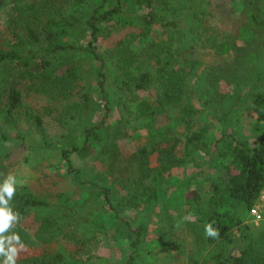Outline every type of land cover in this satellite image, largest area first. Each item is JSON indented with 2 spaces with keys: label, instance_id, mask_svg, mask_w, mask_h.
Listing matches in <instances>:
<instances>
[{
  "label": "trees",
  "instance_id": "1",
  "mask_svg": "<svg viewBox=\"0 0 264 264\" xmlns=\"http://www.w3.org/2000/svg\"><path fill=\"white\" fill-rule=\"evenodd\" d=\"M92 1L0 0V140H13L35 154L57 148L67 163L69 151L60 145L80 159L94 154L112 179L110 186L91 182L81 204H71L61 192L41 198L16 184L5 207L19 220L4 235L18 234L29 249L18 261L82 264L68 256V245L91 246L99 240L105 224L90 208L101 201L117 216L142 208L146 219L156 215L163 252L182 250L171 238L183 231L192 244L187 264H264V222L256 226L236 215L241 209L248 214L264 187V69L258 67V56L246 72L238 73L237 66L229 72V65L220 64L232 52L264 55V0H95L96 6ZM244 35L249 38L242 40ZM239 39L244 45L238 46ZM202 62L206 66L200 72ZM95 75L105 117L119 112L96 143L97 128L84 123L95 103L90 83ZM223 77L235 79L229 96L213 88ZM247 82L259 84L261 91H239ZM22 84L53 105L45 113L56 112L59 146L48 141L42 116L25 105ZM142 90L151 91L153 99L138 97ZM222 101L229 104L218 107ZM196 102L210 110V122L201 123ZM243 117H253L247 133ZM25 123L40 132V145L26 141L30 130H23ZM214 128L219 137L211 140ZM136 130L146 138L123 158L118 140ZM79 131L81 145L73 142ZM23 160L33 161L29 155ZM188 164L195 172L187 174ZM180 170L186 174L177 179L173 174ZM198 178L212 190V198L204 197ZM171 189L186 191L181 202L171 199ZM162 191L165 195L159 196ZM29 216L33 231L21 224ZM208 224L218 236L205 235ZM141 236L137 229L131 247Z\"/></svg>",
  "mask_w": 264,
  "mask_h": 264
},
{
  "label": "rangeland",
  "instance_id": "2",
  "mask_svg": "<svg viewBox=\"0 0 264 264\" xmlns=\"http://www.w3.org/2000/svg\"><path fill=\"white\" fill-rule=\"evenodd\" d=\"M92 3L93 6L98 5V2L95 0L92 1ZM211 23L221 30V32H224L222 23L217 18H212ZM248 38L249 37H247V35H244L242 40H246ZM242 40H238V46L244 45V41ZM83 43L86 44L84 41ZM98 46H100V48L102 47L100 42L98 43ZM257 56L260 64L258 67L262 70L264 69V55L259 56L249 53L246 56L243 51H238L237 54L232 52L231 56L225 55V57H223L220 61V64L222 65L225 63V65H229V72H233L236 66L238 73L246 72L248 71L250 60H253L254 58L256 59ZM209 61H211V59ZM205 66L206 64L202 62L199 71L201 72ZM97 79L98 77L96 75L95 77L90 78V83L93 88L92 98L95 103L85 112L86 121H84L87 126H95L97 128L93 132L92 136L95 143L101 140L105 127L112 125L119 114L118 111H114L110 117H105L102 94L98 91L96 86ZM249 83L250 82H247L244 85V89L239 91L245 90L247 93L261 91L259 84L252 86V83ZM234 85L235 79L223 77L218 80V83L214 85L213 88L218 89L216 92L219 94H227L226 96H229L228 94L232 92V87ZM19 87L22 91L25 105L33 107L42 116L45 134L48 141L56 146H59L55 136L58 135L61 128L59 127V122L55 119L56 112H53L51 115H47L45 113L46 108L52 107L53 105L43 94H36L35 92L29 91L25 84H22ZM150 92L151 91L142 90L138 91L137 95L140 98L152 100L153 93ZM243 100L239 103H242ZM196 104L201 110L199 117L201 123L206 121L210 122L212 117L207 106L204 105L203 102H196ZM228 104V101H222L216 105L218 107L221 105L223 108ZM216 105L214 104V107H217ZM61 106V103L57 104L58 109H60ZM252 119L253 117L241 118V123L245 125L244 131L246 133L249 132V126H247V124ZM0 128L2 131L4 130L1 120ZM22 128L24 131L27 129L30 130V133L26 134V141L30 144H41V134L37 129H30L27 123L23 124ZM5 132L11 137L15 136L14 130H6ZM128 132L127 137L118 140V147L123 158H126L138 149L146 138L143 130ZM218 137L219 132L216 128L209 132V138L211 140H215ZM73 140L75 144L81 145L83 141V133L79 131ZM60 146L69 151L66 154L68 163L65 161L66 159L61 157V151L57 148L52 149L46 155H43L42 152H36L35 154L28 152L21 144L16 145L13 140H0V157H2L0 158V180H4L7 175L12 174L15 176L17 184L27 185L36 194L41 195V198H44L43 196H47L48 194L53 195L54 193L61 192L69 197V202L71 204H81L85 198H87L88 192L91 189V182L92 184L103 183L106 186L111 185L112 179L104 173L105 170L101 161L97 160L94 154L90 155L88 158L80 159L75 152L69 150L68 146ZM225 147L226 143L221 145V148ZM8 148L11 150L8 155H5L6 149ZM25 155H29L33 161L25 162L23 160ZM42 155L45 157H42ZM32 156H34V158H32ZM36 163L40 164L38 169L33 167ZM186 170L187 174L195 172L193 164H188ZM185 174L184 170H180L176 171L173 175L177 179H181ZM197 184L206 199L212 198V190L204 181H202V179L198 178ZM174 190H172L170 195V197H172L171 199L174 198L175 201L177 200L181 202L182 199L180 196L182 193L183 195H186V191ZM165 193V191H162L159 196H164ZM117 194L118 187L116 196ZM149 205H151V203ZM160 208L161 207L157 206L155 211L158 212ZM90 209L93 215H98L102 218V221L105 224L104 231L100 234L99 240L94 245L81 247L80 244H69L67 251L69 257L81 260L82 264H187L186 256L191 251L192 247L190 238L185 237L183 235V231L177 232L171 240H174L173 242L175 243H180L182 250L178 247L163 252L161 248L162 243H159L160 235L156 232L157 216L152 215L146 219L145 217H147V213L144 212V208L140 209V212L139 210H121L119 216H117L109 210L108 206H102L101 201H98L93 204ZM236 215L240 216V218L245 222L253 223L256 226L264 222V219L258 222L254 221L248 214H245L242 209L236 212ZM126 222L128 223L125 224ZM21 224L26 228H29L31 231L34 230L31 216L24 219ZM179 225V228L185 226L183 224ZM137 229L141 230L142 239L138 245L131 247V241ZM52 247H55L54 243L51 244L49 248ZM27 254H29V249L23 247V249L18 253L16 264H21L18 259L26 256ZM2 262L3 261L0 260V264H2Z\"/></svg>",
  "mask_w": 264,
  "mask_h": 264
},
{
  "label": "clouds",
  "instance_id": "3",
  "mask_svg": "<svg viewBox=\"0 0 264 264\" xmlns=\"http://www.w3.org/2000/svg\"><path fill=\"white\" fill-rule=\"evenodd\" d=\"M16 184V178L12 174L7 175L0 183V256L4 257L2 264H16L18 253L24 247L18 234L4 235L13 227V221L19 220L18 214L14 213L11 207H5L16 192ZM205 235L215 237L219 233L218 230L213 229L211 224H208L205 226ZM6 240L8 242L7 248H5ZM13 240L16 241L15 244L12 243Z\"/></svg>",
  "mask_w": 264,
  "mask_h": 264
},
{
  "label": "built area",
  "instance_id": "4",
  "mask_svg": "<svg viewBox=\"0 0 264 264\" xmlns=\"http://www.w3.org/2000/svg\"><path fill=\"white\" fill-rule=\"evenodd\" d=\"M248 215L256 222L264 219V187L257 198V202L249 209Z\"/></svg>",
  "mask_w": 264,
  "mask_h": 264
}]
</instances>
